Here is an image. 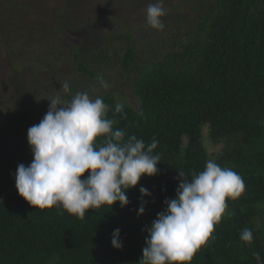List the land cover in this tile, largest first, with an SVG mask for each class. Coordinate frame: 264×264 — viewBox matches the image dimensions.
Here are the masks:
<instances>
[{"label":"trees","instance_id":"1","mask_svg":"<svg viewBox=\"0 0 264 264\" xmlns=\"http://www.w3.org/2000/svg\"><path fill=\"white\" fill-rule=\"evenodd\" d=\"M184 3L191 10L189 16L179 13L180 5H173L175 13L165 7V29L155 34L162 35V43L149 54L140 46L146 35L142 25L150 27L146 16H139L137 26L143 24L132 30L124 21L117 20V27L103 16L101 21L100 14L92 18L94 23L86 18L76 30L84 34L68 38L70 76L59 74V87L44 89V94L36 74L56 71L65 61L66 48L54 36L47 44L39 36L32 39L30 26L22 31L17 24L12 28L10 18H1L0 35L16 38L8 39V45L11 49L15 42L13 67L21 83L17 81L20 91L13 101L16 111L0 117L9 120L8 125L0 123V145L19 121L24 126L32 120L38 124L49 110V100L70 99L79 91L103 98L110 106L108 117L116 121L114 128L125 131V140L135 135L147 145L155 137L158 146L153 154H159L160 161L159 174L142 177L128 190L126 207L102 205L80 219L62 207L31 206L16 186L3 192L6 184L16 182L18 165L29 166L34 159L28 133H22L25 146L4 147L0 157V264H140L147 229L166 210L165 201L176 198L179 170L191 178L208 160L239 174L246 190L239 199L228 201L232 215L222 219L214 238L190 264H258L255 253L264 261V0ZM136 4L143 13L149 5ZM65 26L74 31L68 22L58 25L57 31ZM24 36L30 40L21 39ZM25 71L34 74L29 76L33 86ZM112 74L128 82L132 101H123L119 92L101 85L100 78L110 79ZM65 81L67 93L61 87ZM117 99L124 103L123 113H115ZM140 187L151 196L142 197ZM142 201L145 213L138 216ZM117 228L121 249L112 245ZM244 228L253 232L251 245L240 238Z\"/></svg>","mask_w":264,"mask_h":264},{"label":"clouds","instance_id":"2","mask_svg":"<svg viewBox=\"0 0 264 264\" xmlns=\"http://www.w3.org/2000/svg\"><path fill=\"white\" fill-rule=\"evenodd\" d=\"M146 21L151 28L164 31L163 18L168 14L163 0L147 7ZM101 85L108 87L100 78ZM62 90L69 92L63 82ZM50 101L43 119L28 129V143L33 154L29 166L19 164L15 175L18 193L38 209L62 207L84 219L86 211L102 205L119 203L126 207L129 189L142 177L159 174V154H153L158 141L150 144L125 131L114 128L116 121L108 117L110 106L103 98L76 92L70 99ZM124 103L117 99L115 113H123ZM88 173L87 176L85 174ZM180 183L176 198L165 201L166 210L147 229L146 247L140 264H190L198 251L214 238L223 218L230 217L228 201L239 199L246 190L243 178L230 168L213 160L191 178L179 170ZM142 197L151 193L140 187ZM146 201L138 210L145 213ZM241 240L253 243V232L244 228ZM112 245L121 249V230L115 229ZM258 264L259 253H255Z\"/></svg>","mask_w":264,"mask_h":264},{"label":"rangeland","instance_id":"3","mask_svg":"<svg viewBox=\"0 0 264 264\" xmlns=\"http://www.w3.org/2000/svg\"><path fill=\"white\" fill-rule=\"evenodd\" d=\"M144 1H147L148 4L156 2V0H150V2L148 0H0V23H2L1 18H10L11 24L13 25L12 28L15 26V24H17L16 26L19 28V30L24 31L27 30L26 26H30V32L33 35L32 39H35L36 36H39L41 38L39 41L46 43L48 42L46 41L48 38L54 36L62 41L63 47L66 48V55L64 56L65 61L62 62L58 68H55L56 71L54 69L52 71L48 69L46 71L43 70L42 72H39L38 75L36 74L37 78L35 82L36 84H39L38 81L42 82L40 85H38V88L41 87L40 92L44 94L49 89L52 91V89H57L59 87L61 81L58 78L59 74L70 76L71 68L68 55H70V51L72 49L68 46L70 41L68 38L76 39L77 32L80 35L84 34L81 33V30H76L78 29L79 25H83V22L86 23L88 21L86 18L90 17V22L94 23V19L92 18L96 19L100 14L101 21L106 18L112 22L115 27H117L116 21L119 20L124 21L125 25L131 26V30L133 26L134 28L136 27L138 29V26L140 27L143 24L140 22V24L137 26V23L139 22V16H147V12L145 10L143 13L142 8L137 9L135 6L137 5L136 2L143 4ZM184 2L185 0H163V5L164 7H167L171 13H175L173 11V5H180L179 13L189 16L191 10L189 6H185L186 4ZM13 17L20 23L12 20ZM65 22H68V24L73 26L74 33L72 32L71 27L67 26H65L62 31H57L58 25L60 26ZM20 26L24 27L21 28ZM97 26L98 29L100 25ZM7 27L9 30L10 25ZM141 28L146 34L144 35V41H142L143 46L140 44L141 48H143L147 54L154 52L156 46L158 47L162 43V40H160L162 35H155L159 31L153 30L151 27L144 28L142 25ZM19 36H21V33ZM9 37L10 36L6 38L3 37V35H0V117L4 114L7 115V113H10V111H16L13 101L14 96H18L17 92L19 89H17V81L19 84L21 83V77L18 78L15 76L16 73L14 72L13 67V60L16 58L13 53L15 49V42L13 43V48L11 49L9 48L10 45H8V39L10 41H15L16 38L12 40ZM25 37L27 40H30V36H24L21 39L25 40ZM25 73H27V71H25ZM27 74V80L30 81L29 85H32L31 78L29 76H33L34 74L31 72H28ZM103 81L108 85V87H104L105 90L119 92L123 101L130 102L133 100L132 90L130 89L128 82L124 81L120 75L112 74L110 79ZM33 90L35 91L36 88L34 87ZM23 111L27 110L24 109ZM19 112H21V110L18 109L17 114ZM33 114L35 115L34 117L37 116L36 112H33ZM6 115L5 120L0 118V123L6 122L8 125L9 120ZM33 121L34 120H32L31 123H28L26 126H24L23 123H20L19 121L16 127H13L11 131H9L8 135L5 134L3 138H1L5 140H2L3 143L0 145V157H2V150H4V147L16 146V149L20 148L22 145V141L20 140L22 139V133H28V129L32 125H35ZM208 148L210 150L214 149L211 144L208 146ZM15 186L16 182L6 184L3 192L6 193Z\"/></svg>","mask_w":264,"mask_h":264}]
</instances>
